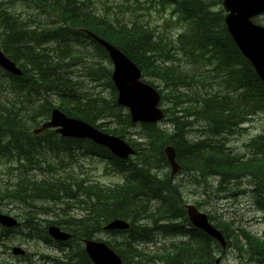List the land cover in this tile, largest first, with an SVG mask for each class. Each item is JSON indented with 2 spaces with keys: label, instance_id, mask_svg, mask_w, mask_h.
Returning <instances> with one entry per match:
<instances>
[{
  "label": "trees",
  "instance_id": "obj_1",
  "mask_svg": "<svg viewBox=\"0 0 264 264\" xmlns=\"http://www.w3.org/2000/svg\"><path fill=\"white\" fill-rule=\"evenodd\" d=\"M29 1L36 10L48 15L53 12L55 27L50 30L44 26L32 27L28 25L29 21L34 22L32 15L23 22L21 17L6 12L0 5V23L4 25L5 41L10 42L9 45L0 43V49L14 62L21 60L18 63L23 68L20 76L8 75L10 80L3 81V86L16 88L18 96L27 98L32 96L31 92L38 95V103L30 113L34 125H38L41 119L46 120L50 110L56 106L66 115L81 118L121 137L135 126L129 114L116 103L109 64L95 65L91 62L83 72L92 81L100 78L106 81L111 90L110 103L69 76L66 66L74 63L67 58L82 54V51L88 52L87 43L92 45L94 52H98L96 55L106 58L103 48L82 29L94 32L121 49L137 64L143 75L170 80L175 104L180 106L174 113L164 109L165 121L171 123V128L141 124L146 139L143 143L130 142L135 153L127 160L113 157L106 148L88 140L66 139L51 130L45 131V140H54L48 144L54 155L61 151L59 147L70 156L75 150L84 155H97L123 176L121 183L101 185L87 179L67 180L66 176L39 181L31 177L29 170L35 162H24L31 159V151H36L35 140L40 136L29 133L30 127L22 122L21 108L17 106L21 99L7 101L8 106L0 104V157H6L10 152L13 158H3L4 163L22 166V178L12 183L11 191L4 192L27 205V209L22 211L23 220L19 226L25 228L28 237L43 240L50 239L42 222L54 223L72 234L71 240L58 244L61 256H46L47 263L44 264H91L81 240L102 231V227L112 219H123L129 223L126 230L106 231L114 236L113 243L109 245L124 264L212 263L213 257L208 250L211 238L205 235L199 234L197 243H181L173 249L171 256L162 255V245L150 253L138 245H155L162 232L174 228L175 225H164L162 229V218L186 222L179 187L172 183L169 174L162 177L158 171L166 165L163 148L167 144L174 147L176 160L188 173L194 171L202 177L215 178L220 186H252L256 204L264 210V131L245 145L249 149L247 158L234 153L226 143L242 123L255 114L264 115V85L228 35L222 8L214 10V0H155L162 7V12L169 10L173 22L184 23L183 31L175 38L167 39L147 23L122 21L94 13L88 9L86 0ZM173 52L182 56L175 57ZM181 58L187 61L189 68L180 67ZM162 59L166 61L163 64ZM167 98L170 96L164 92L162 99ZM197 122L201 128L195 126ZM196 131L199 135L195 134ZM32 158L38 162L37 156ZM66 197L78 201L82 215L74 217L66 208H61L63 216H59L56 209L50 210L53 221L38 219L41 212L33 205L35 199L56 202ZM48 209L44 208L42 213L47 214ZM216 226L228 244L231 242L246 258L245 261L264 264V237L245 229H241L240 236L233 233L225 221H217ZM12 231L0 227V244H5L2 241ZM215 248L219 249L217 244ZM0 264L11 263L0 261Z\"/></svg>",
  "mask_w": 264,
  "mask_h": 264
},
{
  "label": "rangeland",
  "instance_id": "obj_2",
  "mask_svg": "<svg viewBox=\"0 0 264 264\" xmlns=\"http://www.w3.org/2000/svg\"><path fill=\"white\" fill-rule=\"evenodd\" d=\"M84 1V0H82ZM89 5L88 9L90 11L101 14L108 15L111 18H118L122 21H139L147 23L149 26L153 27L157 31L162 32V34L167 38H175V35L184 30L183 22H173V19L169 20V13H162V7L158 5L155 0H86ZM215 5L213 9H218L221 4L220 0H214ZM219 2V4H217ZM0 5L7 11L14 12L29 20V15H34V22L37 26H47L51 28L54 25L53 19L56 18L53 12L48 15L46 12L41 10H36L31 2L26 0H0ZM224 12V11H223ZM256 21L264 26V14L256 17ZM31 23V22H30ZM1 24L0 27V43H1V31L4 25ZM89 51H82L76 56L67 58L70 59L74 64L66 66L69 76H71L75 81H78L80 86H84L96 94L97 97L102 96L105 99L110 98L111 90L108 88L106 81L102 78L92 81L91 77L84 74L86 65L91 64V62H100L102 65H108L107 58L99 57L96 55L98 52H94L92 45L87 43ZM175 57L182 56L181 53L173 52ZM179 62L180 67L189 68L190 65L184 58ZM21 61V60H19ZM159 62V61H158ZM162 59V64L165 63ZM27 69V66H24ZM2 81L6 80V77L0 76ZM146 81H151L153 85L160 89L161 95L164 92L168 93L170 98L162 99L160 106L164 109H168L170 113H174L176 110L180 109V106H176V100L172 96V90L170 80L162 77H155L153 75L144 76ZM7 86V83L5 84ZM12 88H5L1 86L0 95L8 97L11 99H21V104H17L21 108V118L22 122L28 124L29 133L32 132L31 128L34 127V122L30 119V113H32V107L38 103V95L34 92L32 96L23 97L18 96V92L11 90ZM182 90V88H181ZM175 93V92H174ZM106 100V101H107ZM56 102V101H55ZM57 103V102H56ZM107 103H110L108 100ZM1 104V102H0ZM6 105V104H1ZM8 106V105H6ZM99 121H97L98 123ZM160 127L171 128V123H164L163 121L157 124ZM108 126V124H107ZM113 127L114 124H109ZM197 128H201V125L197 122L195 125ZM264 131V115L262 113L255 114L248 121L242 124L241 128L236 134L229 138L228 145L233 150V152L238 154L248 155L249 149L245 146L246 143L258 133ZM28 133V134H29ZM199 135V131L195 132ZM33 135V134H32ZM144 128L140 124H135L134 127L129 128L126 135L128 141L141 142L143 143L146 139L144 136ZM34 136V135H33ZM42 137L36 138V151L30 152L31 159L28 161L35 162L38 158V164L44 165L43 168H39L33 164L34 168L29 170V175L35 179L39 178H55L58 176H63L67 180L73 178L87 179L91 182H97L103 185H110L122 181V176L116 174L112 171L111 167L108 166L107 162L91 155H84L78 150H75L72 156L62 151V147H59L61 151L58 155H54L50 148L48 147L49 142ZM43 144V145H42ZM45 146V147H44ZM73 152V151H72ZM13 158L10 152H7L6 157L3 158ZM28 157V156H27ZM26 157V158H27ZM0 158V191H11V182L17 181L22 176L18 174V170L22 168L21 165L17 166L13 164L10 165L9 162L4 163V159ZM49 161V162H46ZM22 163V165H24ZM56 166L55 170H53ZM53 167V168H52ZM160 173L166 175L170 174V167L162 165ZM173 183L179 185L182 191V199L184 204H195L201 211L210 214L215 217V221H225L230 225L233 233L241 236V229L249 231L251 234L264 237V210L260 209V206L256 204V199L252 193L249 192V188L244 185H219L216 179L211 177L199 176L194 171L188 173L186 171L180 170L178 173L174 174L172 178ZM34 207L39 208V213L37 217L40 219H51L53 217V212L51 209H56L55 211L59 216H62L60 208H68L70 214L79 216L83 212L81 209L77 208L78 201L73 198H66L62 203H56L51 201L36 200L33 203ZM48 206V213H42L43 207ZM58 208V209H57ZM27 209V205L19 200H11L8 197L0 198V210L3 212H8L10 214H16L20 221L23 220L22 211ZM104 240L111 241L112 236L106 234L99 235ZM176 239V238H175ZM165 243L168 239H163ZM5 244H0V258L8 261L12 264H39L43 261V256L45 255H57L59 251L55 246L49 245L44 240L38 238H30L26 235V230L21 226L17 231L8 234V237L2 241ZM13 245L22 246L26 252L29 254L27 260H17L10 255V247ZM8 249H7V247ZM151 249V246H147ZM220 256L221 260L219 264H244L245 257L240 255V252L233 246L225 249L223 253H218L216 257Z\"/></svg>",
  "mask_w": 264,
  "mask_h": 264
},
{
  "label": "water",
  "instance_id": "obj_3",
  "mask_svg": "<svg viewBox=\"0 0 264 264\" xmlns=\"http://www.w3.org/2000/svg\"><path fill=\"white\" fill-rule=\"evenodd\" d=\"M222 4L226 10L224 22L227 31L264 83V27L251 21V17L264 11V0H222ZM87 33L107 51L113 67L111 78L118 91L117 102L128 108L131 120L151 123L161 120L164 115L162 110L157 107L160 95L155 88L140 80V71L137 66L117 47L91 32ZM0 67L14 74L21 72L14 62L1 51ZM49 127H57L56 132L63 136L89 139L108 148L118 158L125 159L133 152L123 139L106 134L80 119L69 118L58 109H52L50 120L41 125L34 133ZM164 153L170 164L172 175L179 170L173 147L166 146ZM186 213L191 224L225 247L224 237L218 229L211 225L206 214L199 212L193 205L186 206ZM16 223L13 217L0 213L1 225L12 227ZM127 227L128 224L124 220L114 219L105 226V229H125ZM48 232L55 239L64 240L69 237V234L60 231L54 225L48 227ZM11 251L14 254H24V251L18 246H13ZM85 251L95 264H122L118 255L103 242L86 240Z\"/></svg>",
  "mask_w": 264,
  "mask_h": 264
},
{
  "label": "bare ground",
  "instance_id": "obj_4",
  "mask_svg": "<svg viewBox=\"0 0 264 264\" xmlns=\"http://www.w3.org/2000/svg\"><path fill=\"white\" fill-rule=\"evenodd\" d=\"M56 19V18H55ZM54 22V21H53ZM55 25H56V23L54 22V25H53V27H55ZM49 25H47V26H45V28L47 29V30H50V29H52L53 27H51V28H47ZM151 27V26H150ZM1 38H3V39H5V37H6V34H5V32H4V30H2L1 31ZM105 51V53H106V58H107V63L109 64V66H110V69H111V74H112V71H113V67H112V62H111V60H110V58H109V56H108V53H107V51L106 50H104ZM96 64H100V62H95V65ZM100 65H102V64H100ZM23 69V68H22ZM110 78H111V76H110ZM111 81H112V78H111ZM112 84H113V81H112ZM113 87L115 88V90H116V94H117V96H116V103H117V105L118 106H120V107H122L123 109H125L126 107L125 106H123V105H120L118 102H117V97H118V91H117V89H116V87L114 86V84H113ZM160 91V90H159ZM62 114H64L65 115V113L63 112V111H60ZM67 117H69V118H76V119H80V120H82V121H84L85 123H87L88 125H90V126H92V127H96L95 125H93V124H90V123H88V122H86L85 120H83V119H81V118H78V117H73V116H67ZM98 128V127H97ZM51 131H53V130H51ZM49 132V131H48ZM54 132V131H53ZM45 133H47V132H44V133H42L41 135H44ZM55 133V132H54ZM31 134H33L34 136H38L39 137V135H37V134H35L33 131L31 132ZM61 136V137H63V138H66V139H78V138H76V137H73V136H63V135H61V134H58V136ZM43 145V144H42ZM45 147V146H44ZM134 153H135V151H134ZM121 160V159H120ZM151 226V225H150ZM154 234H155V232H154ZM154 236V235H153Z\"/></svg>",
  "mask_w": 264,
  "mask_h": 264
},
{
  "label": "flooded vegetation",
  "instance_id": "obj_5",
  "mask_svg": "<svg viewBox=\"0 0 264 264\" xmlns=\"http://www.w3.org/2000/svg\"><path fill=\"white\" fill-rule=\"evenodd\" d=\"M208 244H210V246H213V242H208ZM175 246H176V244H175ZM209 250V252L211 253H213L215 250L214 249H208ZM219 258L217 259V260H215V261H213L214 262V264H219V262H220V260H221V257L220 256H218ZM204 264H210V263H208V262H205Z\"/></svg>",
  "mask_w": 264,
  "mask_h": 264
}]
</instances>
